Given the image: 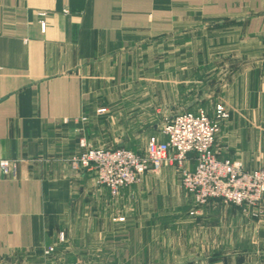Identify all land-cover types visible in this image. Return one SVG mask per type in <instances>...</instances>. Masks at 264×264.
Returning a JSON list of instances; mask_svg holds the SVG:
<instances>
[{
    "label": "crops",
    "instance_id": "1",
    "mask_svg": "<svg viewBox=\"0 0 264 264\" xmlns=\"http://www.w3.org/2000/svg\"><path fill=\"white\" fill-rule=\"evenodd\" d=\"M144 95L171 118L223 105L220 157L264 168V0H0V160L18 164L0 170V264H264V214L245 250L162 259L160 219L187 193L172 167L117 198L73 170L80 141L112 144Z\"/></svg>",
    "mask_w": 264,
    "mask_h": 264
},
{
    "label": "built area",
    "instance_id": "2",
    "mask_svg": "<svg viewBox=\"0 0 264 264\" xmlns=\"http://www.w3.org/2000/svg\"><path fill=\"white\" fill-rule=\"evenodd\" d=\"M229 118L221 104L213 115L203 108L177 114L161 130L166 139L151 138L141 153L127 148H93L83 139V151L72 157L70 164L77 172H95L97 184L113 198L119 197L122 190L141 184L147 173L172 167L179 172L184 190L197 205L221 201L247 208L259 217L264 214V168L245 170L240 162L222 159L217 150L222 123ZM192 158L196 161L194 169L188 166ZM17 166L15 161L0 160V170L7 177L14 178ZM54 251L49 248L46 255Z\"/></svg>",
    "mask_w": 264,
    "mask_h": 264
},
{
    "label": "rangeland",
    "instance_id": "3",
    "mask_svg": "<svg viewBox=\"0 0 264 264\" xmlns=\"http://www.w3.org/2000/svg\"><path fill=\"white\" fill-rule=\"evenodd\" d=\"M211 81H208V89H214L212 86L214 81ZM142 88L143 92H148L152 88L166 89V82L144 79ZM166 100L165 97H159V105L165 104ZM151 101L150 96L144 95L141 114L127 111L117 115L126 123L122 122L120 125L115 123V126L109 129L114 141L112 144L89 146L102 149L127 148L134 151L145 149L154 124L161 127L174 114L162 106H159L156 112ZM139 119L142 121L140 124ZM134 120L137 121L135 126ZM259 217L253 216L247 208L221 201L199 206L188 193L182 191L179 198H176L174 206L169 207L166 215L160 219L161 234L170 246L161 257L165 260L180 261L186 258L184 254L188 252L213 256L214 252H217V255H228L245 250L247 220H257Z\"/></svg>",
    "mask_w": 264,
    "mask_h": 264
}]
</instances>
